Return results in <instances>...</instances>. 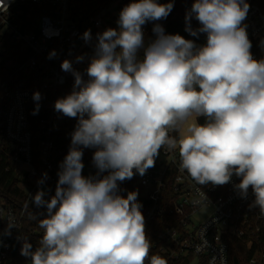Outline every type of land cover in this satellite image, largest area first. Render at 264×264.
Instances as JSON below:
<instances>
[{"label":"clouds","instance_id":"clouds-1","mask_svg":"<svg viewBox=\"0 0 264 264\" xmlns=\"http://www.w3.org/2000/svg\"><path fill=\"white\" fill-rule=\"evenodd\" d=\"M174 0H132L117 27L81 39L92 46L84 72L65 59L62 71L74 77L72 91L54 103L57 113L75 118L69 151L59 163L55 194L40 188L31 204L46 209L38 219L39 246L23 239L21 255L30 264H167L149 259L150 240L138 191L120 195V184L144 176L163 146L179 149L180 167L199 185L234 190L264 214V58L251 52L247 0H194L185 13V31L206 34V43L168 34L157 21L168 17ZM0 10H7L0 0ZM199 27H192V19ZM153 22L145 43L143 26ZM264 47V41H261ZM143 53L142 57L140 53ZM57 56L52 50L48 59ZM85 55L75 58L82 63ZM85 75L87 79H85ZM35 91L32 115L40 110ZM203 117L204 123L189 122ZM185 125L186 128H185ZM179 131V140L169 132ZM84 149H94V175L85 176ZM47 173L38 181L44 185ZM28 205H25L27 208ZM14 225L4 230L11 235Z\"/></svg>","mask_w":264,"mask_h":264},{"label":"built area","instance_id":"built-area-1","mask_svg":"<svg viewBox=\"0 0 264 264\" xmlns=\"http://www.w3.org/2000/svg\"><path fill=\"white\" fill-rule=\"evenodd\" d=\"M92 1L4 0L7 10H0V42L11 36L26 45L19 52L24 59L15 72L25 75L27 81L25 85H13L15 82L10 79L0 86V152L14 162L20 186L27 190L21 205L0 200V264H5L15 243L22 238L31 196L40 188L38 181L44 173H50L51 182L57 181L54 172L69 151L77 121L57 113L54 103L72 91L74 77L62 71L61 63L69 59L83 73L88 61L76 63L75 58L88 55L89 44L81 39L84 31L90 29L96 36L102 29L116 28V18L110 11L114 0H99L96 5ZM24 2L49 5L50 11L33 22L31 10L17 7ZM193 2L186 5L185 12ZM247 2L250 9L244 23L249 39L258 40L264 37V0ZM23 14L25 22L30 23H24ZM192 20L199 26L198 21ZM52 50L57 56L48 59ZM251 52L257 60L264 58L259 51ZM35 91L43 98L39 113L32 115ZM169 136L179 140L180 132L171 131ZM137 175L149 201L142 211L145 228L161 219L166 210L170 214L152 245L167 264H181L191 256L198 258V264H229L230 235L241 238L250 247V264H264V214L251 206V190L247 199L238 196L234 184L240 179L235 175L223 186H201L180 167L179 149H169L167 145L161 148L155 166L144 176ZM44 185L49 186L47 181ZM9 224L14 227L11 235H5Z\"/></svg>","mask_w":264,"mask_h":264},{"label":"trees","instance_id":"trees-1","mask_svg":"<svg viewBox=\"0 0 264 264\" xmlns=\"http://www.w3.org/2000/svg\"><path fill=\"white\" fill-rule=\"evenodd\" d=\"M190 1L191 0H174V8L168 15V17L155 23L162 24L166 33L168 34L178 33L184 36L186 39H191L192 36H190L185 31V7ZM98 2L99 0H93L91 3L93 5H96ZM167 2L168 0L160 1V3ZM17 7H22L25 11L31 10L34 16L33 22L37 21L40 15L48 13L50 11L49 5L37 4L34 2L19 3ZM21 17L23 18L25 24L30 23L29 20L25 22L26 14H23ZM191 23L193 28L199 27L193 20L191 21ZM144 26L146 28L144 32L145 43L147 44L150 40L155 38L152 32L153 22H148ZM250 40L252 42L251 50L259 51L264 55V47L261 46V41H264V37L258 40ZM195 43L198 46L206 43V34H201L199 38L195 40ZM25 47L26 45L22 41L14 39L11 36H5L0 42V48L4 53L3 61L0 63V86L4 81H9L10 79L15 82L13 83V85L27 84L25 75L15 72L17 66L24 59L23 54H19V52ZM142 55L143 53L141 52L140 56L142 57ZM197 122L203 124L204 118L197 117ZM65 143H67V140ZM83 151L84 155L82 159L86 161L87 169L89 171L88 175H94L96 173V169L92 163V155L94 149H84ZM15 169L16 165L14 164V162L10 160L6 154L0 152V200L4 199L14 203L15 205H21L27 197V190L20 186L21 178L19 177V174L15 173ZM47 176L48 178L46 179V181L49 184L48 187L49 189H51L52 195H54L57 181L51 182L50 173ZM237 178L240 179L239 177ZM120 188V195L125 197L130 191H138V201L142 204L141 211H143L148 206L149 201L147 196L145 195V188L138 181L137 173L131 180H126L121 183ZM41 212H46V209H37L34 205L32 206V204H30L28 213L23 222L22 238L15 243L12 253L5 261V264H28L30 262V257L21 255V247L24 238H27L28 242L32 244L33 251L36 249V247L39 246V242L44 231L39 227V219H42L44 217L38 215V219L34 220L30 218L29 213L39 214ZM169 217L170 214L168 210H166L161 219L154 221L152 224L148 225L146 229L147 236L150 240L149 259L152 255H159L152 245L156 241V234L158 232V229L161 227L165 220H168ZM229 239V264H250L249 259L252 251L247 243L241 238L234 235H230ZM146 264H148L147 261Z\"/></svg>","mask_w":264,"mask_h":264},{"label":"rangeland","instance_id":"rangeland-1","mask_svg":"<svg viewBox=\"0 0 264 264\" xmlns=\"http://www.w3.org/2000/svg\"><path fill=\"white\" fill-rule=\"evenodd\" d=\"M123 2L124 0H114L111 4H110V11L113 13V15L115 16V24H116V27H117V20L119 18V13L121 11V9L124 7L123 6ZM132 2V0L129 1V3ZM128 3V4H129ZM104 30H100V32H103ZM99 32V33H100ZM93 36V43L95 42V35H92ZM88 50V55L85 57V59L89 62V58L91 57V55L93 54V48L91 45H89V48L87 49ZM3 61V57L0 56V63ZM189 122H197V117H192L190 118ZM187 125H185V128H186ZM180 136H181V133H180ZM83 163H84V169L82 171V174L85 175V176H88V169H87V164H86V161L83 159ZM23 186V185H21ZM42 186V187H41ZM25 188V187H24ZM40 188H44L46 191H47V195L45 196V199H49L50 197V193H51V189H49V187L47 185H40ZM39 188V189H40ZM37 192V191H36ZM36 192L33 194L35 195ZM205 211V210H204ZM203 211V212H204ZM203 212H201L200 214H202ZM30 264V262L28 263ZM181 264H198V258L196 256H191L189 257L188 259H186L184 262H182Z\"/></svg>","mask_w":264,"mask_h":264},{"label":"water","instance_id":"water-1","mask_svg":"<svg viewBox=\"0 0 264 264\" xmlns=\"http://www.w3.org/2000/svg\"><path fill=\"white\" fill-rule=\"evenodd\" d=\"M129 1H130V0H124V2H123V6H126V5L129 3ZM200 35H201V34H200ZM200 35H199V36H200ZM198 38H199V37H198ZM198 38H197V37H192L191 39L195 41V40H197ZM2 54H3V53H2V51L0 50V56H2ZM57 173H58V170H55L54 174H55L56 179H57V181H58V175H57Z\"/></svg>","mask_w":264,"mask_h":264}]
</instances>
